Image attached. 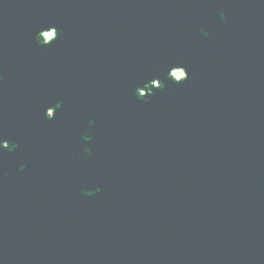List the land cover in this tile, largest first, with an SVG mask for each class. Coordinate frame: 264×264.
<instances>
[{
  "label": "water",
  "instance_id": "obj_1",
  "mask_svg": "<svg viewBox=\"0 0 264 264\" xmlns=\"http://www.w3.org/2000/svg\"><path fill=\"white\" fill-rule=\"evenodd\" d=\"M0 264H264V0H0Z\"/></svg>",
  "mask_w": 264,
  "mask_h": 264
},
{
  "label": "rangeland",
  "instance_id": "obj_2",
  "mask_svg": "<svg viewBox=\"0 0 264 264\" xmlns=\"http://www.w3.org/2000/svg\"><path fill=\"white\" fill-rule=\"evenodd\" d=\"M178 75H182V73H179Z\"/></svg>",
  "mask_w": 264,
  "mask_h": 264
}]
</instances>
